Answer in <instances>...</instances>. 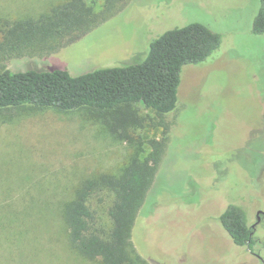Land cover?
<instances>
[{
    "label": "rangeland",
    "instance_id": "374dc122",
    "mask_svg": "<svg viewBox=\"0 0 264 264\" xmlns=\"http://www.w3.org/2000/svg\"><path fill=\"white\" fill-rule=\"evenodd\" d=\"M64 1L0 0V17L37 18ZM85 2L95 11L103 5ZM258 9L259 0H129L56 51L5 62L14 72L78 76L139 63L153 40L189 24L220 36L206 61L182 68L176 109L164 117L165 148L131 239L149 264H264V216L256 220L264 213V35L251 31ZM135 109L138 124L106 115L109 126L86 111H0V264H100L70 250L56 201L146 157L163 129L154 113ZM110 202L106 191L89 200L98 226L110 225ZM228 205L245 213L253 251L236 247L221 227ZM18 232L24 238H14Z\"/></svg>",
    "mask_w": 264,
    "mask_h": 264
},
{
    "label": "trees",
    "instance_id": "16d2710c",
    "mask_svg": "<svg viewBox=\"0 0 264 264\" xmlns=\"http://www.w3.org/2000/svg\"><path fill=\"white\" fill-rule=\"evenodd\" d=\"M128 1L103 0L101 10L95 11L85 0H66L37 18L10 21L0 17V111H86L107 126L106 115L136 125L142 119L135 105H141L154 113L156 125L163 129L159 140L148 141L146 157L133 156L115 174L82 181L71 200L64 201L62 195L56 201L70 250L100 264H149L137 253L131 239L165 148L168 126L164 117L176 109L182 68L206 61L220 46L221 38L203 25L189 24L153 40L139 63L78 76L64 70L14 72L5 67V62L56 51L97 28ZM251 31L264 35V0H259ZM102 191L111 194L106 209L108 227L97 225L89 206L91 197ZM219 222L236 247L253 251L254 231L239 207L228 205ZM15 235L18 239L25 236L23 232Z\"/></svg>",
    "mask_w": 264,
    "mask_h": 264
},
{
    "label": "flooded vegetation",
    "instance_id": "af4514ba",
    "mask_svg": "<svg viewBox=\"0 0 264 264\" xmlns=\"http://www.w3.org/2000/svg\"><path fill=\"white\" fill-rule=\"evenodd\" d=\"M262 211V210H261ZM260 210H258L257 212H256V220H257V222L258 221H260V218L262 217V216H264V213L263 212H261ZM262 262V261H261ZM263 263V262H262Z\"/></svg>",
    "mask_w": 264,
    "mask_h": 264
},
{
    "label": "water",
    "instance_id": "95a60500",
    "mask_svg": "<svg viewBox=\"0 0 264 264\" xmlns=\"http://www.w3.org/2000/svg\"><path fill=\"white\" fill-rule=\"evenodd\" d=\"M262 261V260H261ZM263 262V261H262Z\"/></svg>",
    "mask_w": 264,
    "mask_h": 264
}]
</instances>
